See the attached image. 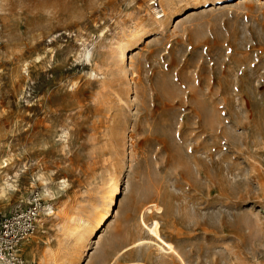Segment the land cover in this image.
<instances>
[{"label":"rangeland","instance_id":"obj_1","mask_svg":"<svg viewBox=\"0 0 264 264\" xmlns=\"http://www.w3.org/2000/svg\"><path fill=\"white\" fill-rule=\"evenodd\" d=\"M33 194L24 264H264V0H0V220Z\"/></svg>","mask_w":264,"mask_h":264},{"label":"built area","instance_id":"obj_2","mask_svg":"<svg viewBox=\"0 0 264 264\" xmlns=\"http://www.w3.org/2000/svg\"><path fill=\"white\" fill-rule=\"evenodd\" d=\"M42 199L33 194L26 206L0 220V264H24L22 244L36 231Z\"/></svg>","mask_w":264,"mask_h":264},{"label":"bare ground","instance_id":"obj_3","mask_svg":"<svg viewBox=\"0 0 264 264\" xmlns=\"http://www.w3.org/2000/svg\"><path fill=\"white\" fill-rule=\"evenodd\" d=\"M123 61H125V58L123 59ZM168 96V95H167ZM42 181V183H41V190H40V193H41V195L43 196V197H49L50 198V186L47 184V182H46V180H41ZM62 184H63V182L61 181L60 183H59V185L60 186H62ZM117 192H118V183H115V187H114V189H112L111 191H110V193H109V196H108V200H107V203L105 202V204H104V209H105V211H104V213H103V215H102V217H101V219L99 220V222H106L105 220L107 219V217H108V215L110 214V212L112 211L111 210V207L113 206V204H114V196L117 194ZM51 200V199H50ZM42 209V210H41ZM41 209H40V211H41V217H44V216H48L51 212H52V207L50 206V205H42V207H41ZM148 209V208H147ZM144 212V211H143ZM141 215H143V214H141ZM108 220V219H107ZM139 221V220H138ZM39 222V224H41V219H39V221H38V219H37V222H36V224ZM98 222V223H99ZM142 223H143V225L144 226H146L147 228H148V231L152 234V236H154L155 238H156V240H159L161 243H160V248H162V249H166V250H169V251H172V250H174L173 249V247H172V245L170 244V243H168V242H166V241H164L162 238H161V236H160V234H159V226H158V223L156 222V221H154V222H152V224L150 225V226H147L146 224H145V222L144 221H142ZM103 224L104 223H100V226H98L97 228L95 227L94 229H93V232H94V234L96 235L98 232H99V230L101 229V227L103 226ZM88 226V221H85V225H84V228H83V230L85 231V227H87ZM36 230H37V227H36ZM42 230L41 229H39V232H41ZM82 234L83 233H80V238L79 239H82ZM31 238V237H30ZM29 238V239H30ZM84 239V238H83ZM159 244V243H158ZM134 245H136V243L135 244H133L132 246H134ZM131 247V246H130ZM117 253V251H116V249H114V248H112V247H110V246H107L106 248H105V251L103 252V258H102V260H101V263L100 264H110L109 262H110V259H111V255L112 254H116ZM32 255H33V253L32 252H30V253H28L27 255H26V264H27V262L28 261H30V259L32 258Z\"/></svg>","mask_w":264,"mask_h":264},{"label":"snow or ice","instance_id":"obj_4","mask_svg":"<svg viewBox=\"0 0 264 264\" xmlns=\"http://www.w3.org/2000/svg\"><path fill=\"white\" fill-rule=\"evenodd\" d=\"M189 151H191V150H189Z\"/></svg>","mask_w":264,"mask_h":264}]
</instances>
